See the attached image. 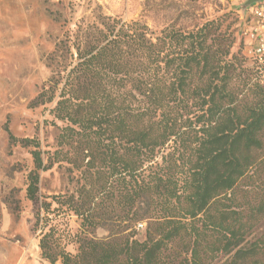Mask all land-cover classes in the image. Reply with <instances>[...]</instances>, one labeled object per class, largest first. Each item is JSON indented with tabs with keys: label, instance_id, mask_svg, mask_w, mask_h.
Wrapping results in <instances>:
<instances>
[{
	"label": "trees",
	"instance_id": "16d2710c",
	"mask_svg": "<svg viewBox=\"0 0 264 264\" xmlns=\"http://www.w3.org/2000/svg\"><path fill=\"white\" fill-rule=\"evenodd\" d=\"M233 16L154 32L141 19L100 13L56 42L48 85L31 104L56 99L57 144L79 176L73 192L51 199L80 222L75 253L56 246L50 227L42 234L44 260L264 264V85L242 60L264 62L241 43L232 52ZM4 130L33 147L25 193L37 202L39 171L52 161L34 138Z\"/></svg>",
	"mask_w": 264,
	"mask_h": 264
},
{
	"label": "rangeland",
	"instance_id": "374dc122",
	"mask_svg": "<svg viewBox=\"0 0 264 264\" xmlns=\"http://www.w3.org/2000/svg\"><path fill=\"white\" fill-rule=\"evenodd\" d=\"M240 6V0H0V227L8 231L4 238L22 243L36 239L38 245L50 227V238L60 249L75 253L78 247L74 235L79 232V218L51 199L52 195L73 192L79 176L63 160L68 148L57 144L63 122L50 111L56 99L31 104L52 74L47 56L58 40L74 30L75 23L92 21L102 13L124 21L141 19L154 32L167 25L189 31L207 19L231 12L234 18L226 22L233 25L236 43L232 52L239 56ZM242 68L252 82L264 85V65L256 69L243 59ZM5 125L17 138L37 140L44 162L52 161L51 167L39 171L37 202L25 193L27 174L34 167L33 147L10 142ZM44 200L51 204L47 213L40 207ZM263 232L264 218L257 235Z\"/></svg>",
	"mask_w": 264,
	"mask_h": 264
},
{
	"label": "built area",
	"instance_id": "2783aa9c",
	"mask_svg": "<svg viewBox=\"0 0 264 264\" xmlns=\"http://www.w3.org/2000/svg\"><path fill=\"white\" fill-rule=\"evenodd\" d=\"M246 18L239 28L237 45L242 44L243 54L264 62V0L244 9Z\"/></svg>",
	"mask_w": 264,
	"mask_h": 264
},
{
	"label": "crops",
	"instance_id": "0c3cea01",
	"mask_svg": "<svg viewBox=\"0 0 264 264\" xmlns=\"http://www.w3.org/2000/svg\"><path fill=\"white\" fill-rule=\"evenodd\" d=\"M233 1V0H232ZM247 0H240L241 6L238 10V27L247 16L242 4ZM261 1V0H260ZM4 226L0 227V264H51L41 257V250L37 245V240H26L21 242L20 239L6 240ZM8 235V234H7Z\"/></svg>",
	"mask_w": 264,
	"mask_h": 264
},
{
	"label": "water",
	"instance_id": "95a60500",
	"mask_svg": "<svg viewBox=\"0 0 264 264\" xmlns=\"http://www.w3.org/2000/svg\"><path fill=\"white\" fill-rule=\"evenodd\" d=\"M260 0H247L242 4L243 9H247V7L253 5L255 2H259Z\"/></svg>",
	"mask_w": 264,
	"mask_h": 264
}]
</instances>
